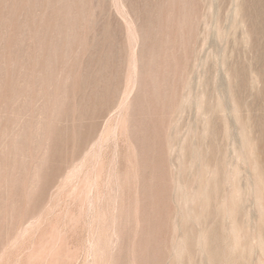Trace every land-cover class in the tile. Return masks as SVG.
<instances>
[{"label": "rangeland", "instance_id": "rangeland-1", "mask_svg": "<svg viewBox=\"0 0 264 264\" xmlns=\"http://www.w3.org/2000/svg\"><path fill=\"white\" fill-rule=\"evenodd\" d=\"M0 264H264V0H0Z\"/></svg>", "mask_w": 264, "mask_h": 264}]
</instances>
